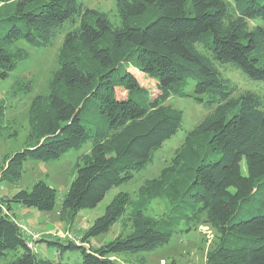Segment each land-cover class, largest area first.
<instances>
[{"label":"trees","instance_id":"obj_1","mask_svg":"<svg viewBox=\"0 0 264 264\" xmlns=\"http://www.w3.org/2000/svg\"><path fill=\"white\" fill-rule=\"evenodd\" d=\"M117 18L82 0H0V79L30 58L19 41L46 48L63 34L45 91L28 107L22 146L2 156L0 181L18 183L24 163L77 156L59 210L71 224L114 186L129 182L151 153L182 128L170 96L192 97L207 112L158 177L145 179L133 200L116 193L79 241L40 235L57 255H39L12 204L52 210L56 189L45 180L0 197V259L6 264H127L115 254L152 252L202 223L216 232L204 264H264V96L225 75L227 67L264 82V0H116ZM133 70L154 81L140 83ZM32 78L12 90L29 93ZM0 99V139L18 129ZM166 202L160 216L146 208ZM119 220L128 224L94 247L90 238ZM72 261V260H71ZM76 264V263H75Z\"/></svg>","mask_w":264,"mask_h":264},{"label":"rangeland","instance_id":"obj_2","mask_svg":"<svg viewBox=\"0 0 264 264\" xmlns=\"http://www.w3.org/2000/svg\"><path fill=\"white\" fill-rule=\"evenodd\" d=\"M88 7H94L108 13L111 20L118 16L116 13V0H82ZM63 34H59L53 44L46 48H35L24 41H19V46L24 47L30 54V58L21 63L6 79H0V99L6 105V118L14 120L18 133L13 138L0 139V166L3 164L2 156L5 153L20 148L26 138L28 125V107L31 99L38 93L46 90L52 71L56 68V58L61 45ZM140 83L156 91L154 81L145 74L133 70ZM225 75L238 87L237 94L246 90L254 91L264 96V82H257L243 76L234 68L227 67ZM32 78L33 89L29 93H16L12 90V84L16 80ZM167 104L172 108L183 112L182 128L178 133L165 141L163 145L151 153L149 162L145 167L134 174L127 183L112 187L103 199L92 208L81 209L74 221L69 225L61 220L59 215L62 199L66 194L72 179V167L77 156L88 152L90 143L86 142L80 147L67 151L55 160H29L24 163L22 178L18 183L0 181V197L12 194L18 189H30L33 183L39 179L45 180L56 189L55 206L52 210H41L34 206H26L18 203L12 204V210L17 222L22 226L25 236L35 246L39 255L53 257L57 255L54 247H48L44 241H37L40 235L59 236L72 238L79 241L80 236L92 224L93 220L103 213L106 204L118 192H127L135 201L138 198V189L145 179L158 177L164 167L178 151L183 143L185 133L192 129L196 122L207 112L197 104L192 97H180L172 95ZM166 210V202L162 199L153 200L146 211L153 216H160ZM128 224L123 220L114 223L110 230L90 238L91 244L96 247L109 241L120 232H127ZM216 240V232L206 223H202L196 230L174 235L169 243L153 250L152 252L131 254H115L114 257L127 264H204L206 252L213 246ZM69 257L70 263L77 264L80 254L67 250L64 254ZM77 261V262H76ZM7 259H0V264H6Z\"/></svg>","mask_w":264,"mask_h":264},{"label":"built area","instance_id":"obj_3","mask_svg":"<svg viewBox=\"0 0 264 264\" xmlns=\"http://www.w3.org/2000/svg\"><path fill=\"white\" fill-rule=\"evenodd\" d=\"M21 230H22V232L24 233V231H23V229H22V226H21Z\"/></svg>","mask_w":264,"mask_h":264}]
</instances>
